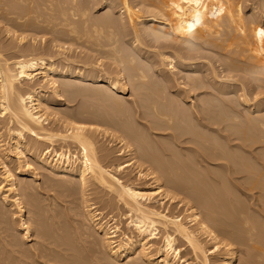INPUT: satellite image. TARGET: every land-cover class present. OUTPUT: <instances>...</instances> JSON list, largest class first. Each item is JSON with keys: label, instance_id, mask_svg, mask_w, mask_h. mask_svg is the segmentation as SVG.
<instances>
[{"label": "bare ground", "instance_id": "bare-ground-1", "mask_svg": "<svg viewBox=\"0 0 264 264\" xmlns=\"http://www.w3.org/2000/svg\"><path fill=\"white\" fill-rule=\"evenodd\" d=\"M130 1L0 0V20L7 23L0 30L4 31L6 38L16 39V43L13 40L14 45H4L0 35V118L4 119L1 123L6 124V131L14 141L9 146L3 140L4 135L1 138L0 134V158L4 161L3 182L0 183V218L5 214V206L15 208L18 221L13 225L18 222L19 229L16 231L21 233L17 238L23 244L16 242L12 247L25 248L27 252L24 255L28 253L31 256L32 263L29 258L30 263L24 261V264H129L124 259L132 255H136L132 264H193L186 259L188 255L184 256L187 250L196 264H236L239 255L235 245H246L262 252L264 221L258 219L264 218V206L262 212L257 210L255 217V213L249 214V207L238 199L241 198L240 193L246 198H264V151L263 154H259L262 151L257 152L260 145L264 149V81L261 80L264 75L259 78L262 83L255 84L258 81L256 78L261 77L257 75L264 72V34L261 36L256 30L259 26L253 23L262 15L259 18V14L251 13L254 19L251 25L255 24V28L249 24V19L246 22L242 4L230 6L236 0H163L161 3L157 0L162 11L161 7H154L158 11L147 9L145 12H142L144 7L149 5L144 3L153 0L141 1L145 5H140L143 10L139 4L135 6L136 2L132 4L133 0ZM151 4L155 5V2ZM261 6L263 8V3H260ZM99 8L108 9L109 14L100 20H92L91 12L99 11ZM255 8L254 4L252 9L255 11ZM160 15L166 18L161 23L169 29L182 31L184 26L185 30L190 28V34L180 47L174 46L165 33L157 39L154 35L150 36L155 44L168 41L157 47L156 55L164 68L157 71L161 83L154 85L148 80L150 75L145 66L135 62L132 52H143L141 33L149 30V23L159 22L157 18ZM78 21L83 28L79 27ZM138 21L141 22V29ZM92 24L93 31L89 30ZM248 24L251 33L246 28ZM42 25L46 28H41ZM117 25L121 31L115 28ZM37 27V33L44 29L43 32L51 31L57 37L50 40V44L44 42L43 48L38 45L37 39L28 46V38L23 36L25 32L21 34L20 31L21 35H18L15 30L22 28L33 32ZM59 27H63L61 32ZM62 32L68 38L73 35L75 42L89 46L101 57L113 60L112 66L116 63L120 68L132 71V80L139 82L136 88L149 92L142 102L133 103L140 119L146 122L145 130L149 136L141 135L125 123V137L121 136L125 138V157L132 158L124 163L125 166L117 164L110 171L109 166L104 164L110 155L102 154L105 149L98 151L99 130L84 123L89 119L62 115L56 111V116L62 117L55 119V126L46 117L49 111L55 112V105L66 103L67 96L74 99L84 93L116 107L120 105L121 95L127 94V80L122 69L116 71V77H112L114 68L108 64L98 65L100 60L96 63L85 56L86 59L76 63L72 54L67 56V48L58 46ZM184 34L187 35L186 31ZM120 36L125 42L119 39ZM122 42L128 43L133 51L124 48ZM170 50L173 52L169 53ZM203 50L211 54H204ZM11 51L20 54L13 63L10 59L16 54L9 59L4 57V53ZM245 53L248 60L244 58ZM147 59L152 60L149 56ZM76 64L79 66L76 67ZM152 67L159 68L154 60ZM174 70H178V74ZM258 71L261 72L257 74ZM254 72L256 77L252 76ZM24 83L30 85L29 91H22ZM45 87H49L50 92ZM202 97L210 99L203 100ZM49 125L55 127L50 129ZM156 132L166 134L157 135ZM165 135L169 142L164 139ZM28 137L32 141H28ZM159 138L163 141L156 142ZM128 139L137 142L138 146L134 148L133 143L127 142ZM60 142L65 144L63 148L72 145L80 148L81 156L71 158L72 155L67 152H58L55 147ZM44 143L48 145L46 150L42 146ZM28 156L33 162L28 160ZM13 157L17 158L16 162L26 163V167L22 165L26 169L13 166L10 163ZM33 163H38L50 174L76 179L70 183L81 186L86 200L83 201L87 209L85 220L95 224L98 237L88 234L85 229L84 232L81 229L82 233L75 230L71 235L57 234L55 229L47 227L42 229L41 235L34 232V219L29 214L41 217L46 212L39 199L33 197V187L23 184L24 188H19L22 178L37 180ZM212 163H217L220 173L208 170ZM131 167H137L134 177L131 175L133 172H127ZM142 180L146 181L148 188L137 187L136 181ZM143 183L140 185L143 186ZM189 185L194 186L199 199L205 203L209 217H204L190 201L178 200L175 192L184 194L185 198H194L186 189ZM214 185L219 188H214ZM90 186L101 187L103 193L112 195L114 198L110 201L115 200L118 205L115 210L123 211L122 218L129 219V230L122 232L119 241L114 242L120 232L118 225L112 227L109 223V227L101 224L104 222L101 221V210L98 211L96 204L92 205L90 199H86L90 196L87 195ZM206 187L208 190L205 191ZM177 201L178 207L166 205ZM28 204L31 205L29 211ZM178 208H185L186 213L178 214ZM216 214L219 219L214 217ZM56 218L55 215L48 216L47 220L52 223ZM217 223L219 229L214 225ZM181 242L187 248L180 246ZM27 244L30 245L28 249L25 247ZM156 245L160 246L156 249ZM210 245L212 249H209ZM20 247L16 249L18 253L21 252ZM213 256L215 259L211 258Z\"/></svg>", "mask_w": 264, "mask_h": 264}, {"label": "rangeland", "instance_id": "rangeland-1", "mask_svg": "<svg viewBox=\"0 0 264 264\" xmlns=\"http://www.w3.org/2000/svg\"><path fill=\"white\" fill-rule=\"evenodd\" d=\"M61 1H63V0H61ZM85 1H87V0H85ZM132 1V0H131ZM130 1V2H131ZM141 1H143V0H133L131 3L133 4V3H135L134 5L136 6V4H139V6L141 5L142 7L143 6H145V5H151V6H153V7H151V8H149V6H148V8L147 7H144L145 9L143 10V8L140 6L139 8H142L141 10H143L142 12H145V11H147V9L148 10H157V8L159 7H161L160 9H161V11H162V6L161 5H159V3H161V1H163V0H158L159 1V3L157 2V0L155 1V0H153L154 2H155V5H158V6H155L154 4L152 5L151 3H154L153 1H151V0H144V2H150L151 1V3H144L143 5L141 4V3H143V2H141ZM234 1V0H233ZM237 1V0H236ZM236 1H234V3H231V5L230 6H232V7H236V5H238L239 3L240 4H242V7L244 8V17L246 18V22L248 23V19L251 21H249L250 23V25H251V23H252V20H254L251 16H252V14L255 12V14H259L258 15V17L260 18V16H261V18L260 19H258V21L256 20H254V22L253 23H255L257 26H259L258 28L259 29H257L256 27H255V24L254 25H251L252 27H255L256 28V30L259 32V34L261 35V36H263V34H264V30H262V29H264V18H262V17H264V13H262V12H264L263 10V8H264V0H238L237 2ZM239 1H241V2H239ZM244 1V2H243ZM259 1V2H258ZM262 1V2H261ZM89 2V1H88ZM139 2V3H138ZM141 2V3H140ZM230 2H232L231 0H230ZM245 3L244 5H243V3ZM250 2V3H249ZM158 3V4H157ZM238 3V4H237ZM252 3V4H251ZM257 3H259V4H257ZM260 3H261V5H262V3H263V8H262V6L260 7ZM256 5V7L257 8H255V11L252 9V6L253 5ZM133 5V6H134ZM233 5H235V6H233ZM154 7H157V8H154ZM231 7V8H232ZM139 8H138V10H139ZM158 8V9H159ZM246 8V9H245ZM260 10H259V9ZM100 9V8H99ZM98 10V9H97ZM95 11L94 10V13L93 12H91V19L92 20H100V19H102V18H104L107 14H109L108 12H109V10L108 9H100L99 11ZM257 10V11H256ZM11 11H13L12 9H11ZM135 12L137 11V10H134ZM158 11V10H157ZM157 11H155L156 13H157ZM252 11V12H251ZM137 13V12H136ZM164 13V12H163ZM252 13V14H251ZM251 14V15H250ZM227 14H226V12H225V16H226ZM224 16V17H225ZM56 18V17H55ZM226 18H228V16H226ZM252 18V19H251ZM157 20L159 21V22H154L153 24L152 23H149L148 24V29L149 30H147L146 32L145 31H142V33H141V37H142V44L141 45H143V47H141L142 49H143V52L141 53V54H138V53H136V52H134L133 50H132V48H131V46L129 47V44L128 43H123V42H125L124 40H122L121 39V36L119 37V39H121V41H123L122 42V44H124V48H126V49H131L130 51H133L132 52V54L135 56V62L137 63V64H139V65H142V66H145V68H146V70L148 71V73H149V81H150V83L152 82L154 85H156V84H160L161 83V80H160V78H159V74H158V72L157 71H159L160 69H163L164 67H161L160 65V62H159V58H158V56L156 55V53L158 52V48L157 47H159L162 43H165V42H167L168 43V41H167V39L165 40V42H162V41H159L160 42V44H155V42L154 43H152L153 42V40L150 38V36H153L154 35V38H155V36H156V39H157V37L158 36H161L163 33H165V34H167L169 37V39L168 40H170V42L174 45V46H177V47H180V46H182V45H184L185 43H186V39H189V34H190V28H187L186 30L184 29V26L183 25H181V26H183V30L182 31H173V29L171 28V29H169V27H167L166 25H164V24H162V23H164L165 21H166V18H164L162 15H160L158 18H157ZM223 20V19H222ZM77 21V20H76ZM163 21V22H162ZM223 21H225L226 22V20H223ZM262 23H260V22ZM263 21V22H262ZM59 22H60V20H59ZM140 21H138V23H139ZM162 22V23H161ZM245 22V23H246ZM2 23V24H1ZM11 24H12V22H10ZM77 23V22H76ZM246 23V24H247ZM258 23V24H257ZM0 28L3 26V27H5L6 25H7V23H6V21H4L3 22V20H0ZM77 24H79V27H82L83 28V25L81 24V22L80 21H78V23ZM248 24V27H246L248 30L251 28V27H249L250 25ZM13 25H16V24H13ZM90 25V24H89ZM88 25V26H89ZM139 25H140V29L142 28L141 27V22L139 23ZM45 26V25H44ZM87 26V27H88ZM92 26V27H91ZM91 26H89L88 28H89V30H92L93 29V24L91 25ZM2 27V28H3ZM15 27V26H14ZM115 27V26H114ZM118 27V29H119V31H121L120 30V26L119 25H117L115 28H117ZM120 27V28H119ZM261 27H263L262 29H260ZM41 28H46V26L45 27H43V25H42V27ZM63 28V27H62ZM61 27H59L58 29L60 30V29H62ZM137 28H139V26L137 27ZM19 29V28H18ZM17 28H15V30L16 31H18L17 33H18V35H21V34H23V31L25 32V34H23V36H27V38H28V40L26 41L28 44V46L30 45H32V43L33 42H35L34 41V39H37V43H38V45L39 46H41L42 48H43V46H45V43H47V44H50L51 42H50V40H52V39H54V37L56 36L57 37V35L56 34H52V32H51V34H50V32H48V31H46L47 33H45V32H43V30L44 29H40V30H42V32L40 31V32H38L37 33V30L39 31V28L37 27V28H34L33 29V32H32V30H30V28L28 29V30H30V31H27V29H22V28H20L21 30H18ZM35 29H37V30H35ZM123 29V28H122ZM26 30V31H25ZM45 30H47V29H45ZM108 29L106 28V31H107ZM116 30V29H115ZM261 30H262V34H261ZM2 31V29L0 30V32ZM20 31H22V33L20 32ZM34 31H36V32H34ZM93 31V30H92ZM118 31V30H117ZM118 31V32H119ZM164 31H167V32H164ZM185 31H186V33H187V35L186 34H184L185 33ZM59 32H61V30L59 31ZM108 32V31H107ZM249 32H250V30H249ZM3 33H4V31H2L1 33H0V35L2 36H0L1 37V39H3V44L4 45H11V43H13V40L15 41V43H16V39L15 38H13V37H5V35L3 36ZM16 33V34H17ZM21 33V34H20ZM42 33V34H41ZM49 33V34H48ZM65 32H62V34H61V36H59V37H61V40H60V42L61 43H58V46H63V47H65V48H67L68 50H69V52L68 53H66L67 54V56H69L70 57V55L72 54L73 55V57H74V59H72L73 61H76V63L78 62H81L82 61V59H84L85 58V56H87L88 57V59H92L93 61H95L96 63H98V65H101V64H103V65H106L107 66V64L108 65H110V67L111 68H114V71H113V74L114 75H112V77H116V71H118V70H120V69H122V67L120 68V66H118V65H116V63L112 66V64H113V60H111V59H108V58H104V57H101L100 56V54H99V52H92L91 51V48L89 47V46H86L85 44L83 45V43H81V44H79L80 42H75L76 41V39L75 38H73V35H70V39L68 38V35H67V37H65L66 36V33H65V35H63ZM120 33V32H119ZM172 33H174V34H172ZM251 33V32H250ZM249 33V35H251ZM234 33H232V35H233ZM64 36V37H63ZM233 36H239V35H236V34H234ZM252 36V35H251ZM35 37V38H34ZM37 37V38H36ZM39 37V38H38ZM264 37V36H263ZM262 37V38H263ZM30 38V39H29ZM63 38L65 39V40H63ZM75 41H74V40ZM264 39V38H263ZM127 40V39H126ZM69 41H71V42H69ZM72 41L74 42V43H72ZM103 41H105V39L103 40ZM164 41V40H163ZM42 42V43H41ZM45 42V43H44ZM169 42V43H170ZM10 43V44H9ZM15 43H13L12 45H14ZM106 43V42H105ZM42 44H43V46H42ZM121 44V45H122ZM128 44V45H127ZM4 45H2L1 47L2 48H4L5 49V46ZM156 46V48H157V50H156V48H154L153 49V47H155ZM86 46V47H85ZM123 46V45H122ZM128 48H127V47ZM151 46H153V47H151ZM90 48V50H89V48ZM28 48V47H27ZM88 48V49H87ZM244 49V48H243ZM157 51V52H156ZM169 53H172L173 51H168ZM203 53L204 54H211V52H207V51H205V50H203ZM236 52H234L233 54H235ZM13 54H16V57H15V55H13ZM40 54V53H39ZM239 54V53H238ZM241 54V53H240ZM239 54V55H240ZM14 56V58H12L13 56ZM71 55V56H72ZM244 55H246L244 58H245V60H248V58H247V56H248V54H244ZM244 55H242V57L244 56ZM11 56V57H10ZM20 57V54H18L17 55V52L16 51H11V52H9V54L8 53H4V57L6 58V59H9V58H12V59H10L11 60V63H13L16 59L15 58H17V57ZM148 56L149 57H151L152 58V60L151 61H148ZM249 56H250V54H249ZM72 57V58H73ZM86 57V58H87ZM92 57V58H91ZM85 58V59H86ZM95 58V59H94ZM97 58V59H96ZM99 58H101V59H99ZM103 58V59H102ZM243 58V59H244ZM247 58V59H246ZM4 59V58H3ZM15 59V60H14ZM98 60H100V61H97ZM156 61V63H157V67H159V68H153L152 67V61ZM77 66H79L78 64H76V67ZM115 66H118V68H116ZM124 66V65H123ZM104 66H102V68H103ZM125 67V66H124ZM123 67V68H124ZM104 69H105V67H104ZM117 69V70H116ZM166 69H169L168 67L166 68ZM123 71H124V74H125V76H126V80H127V82H126V86H127V94L126 95H121V97L119 98V102H120V105H116V107L114 106L113 107V105H109L108 103H107V105L105 104V103H102V101L99 99V100H97L98 98L96 97V98H93V97H90V96H88V95H84V93H83V95H77L74 99L72 98V99H69L70 97L69 96H67L66 98H67V100H66V103L65 102H62L60 105H55V107L53 108V110L55 111L54 113L52 112V111H49L50 113H47L46 114V117L48 118V119H50V123L52 122V123H54L55 124V126H56V121H55V119H57V118H59V117H62V115H65V114H67V115H70V116H74V117H78V118H80V119H89L88 121L89 122H87V121H85L84 123L85 124H87L89 127H92V128H95V129H97V130H99L98 131V134H97V144H96V147H98V148H102L101 150L100 149H98V151H101V152H103V150L105 149L106 151H105V153L103 152L102 154H106V153H109V155H110V157L106 160V162L104 163L105 165H107V167H108V169H110V171L111 170H113L115 167H114V165H117V164H124L126 161H129V158L130 157H125V141H123V139L125 140V138H123V137H125V123L126 124H128V125H130V126H132L134 129H135V131H139L140 133H141V135L144 133V135H146V137L147 136H149V135H147V134H149V132H146L147 131V129L145 130V125L144 124H146V122L144 121V120H142V119H140V117H139V115L136 113V111H135V108L133 107V103L135 102V101H139V102H142L145 98H147L146 96H147V94L149 93V92H146V91H144V90H140L139 88L137 89L136 87L137 86H139V82L138 81H133L132 80V71H130V70H128L127 68H124V69H122ZM174 72L175 73H177L178 74V70H174ZM261 71H258L257 72V74L258 73H260ZM255 74H252V76L254 75V77H256V72H254ZM264 72H262V73H260L259 75H257V76H261V77H257L256 78V80L258 79V81H256L255 82V84H257V82L259 83V84H261L262 83V81H264V77L262 76V75H264L263 74ZM102 75V74H101ZM158 75V76H157ZM251 76V77H252ZM129 77L131 78V79H129ZM263 77V78H262ZM262 80H260V79ZM40 79V77H37V80H39ZM261 82H260V81ZM40 81V80H39ZM151 83V84H152ZM45 86V85H44ZM23 88L24 89H22V91H24V90H30L31 89V87H30V85L29 84H25L24 83V86H23ZM45 89H46V87H45ZM95 90V89H94ZM46 91H49L50 92V88L49 87H47V89H46ZM27 92V91H26ZM198 93H200V92H198ZM203 98V100H205L207 97H202ZM207 99H210V98H207ZM110 106V107H109ZM111 106H112V108H111ZM56 109V110H55ZM56 111H58L59 113H61L62 115H57L56 116ZM80 113H83L82 115L80 114ZM77 115H79V116H77ZM4 121V119H1L0 118V128L2 127H4V129H2V131H1V129H0V134H1V138H3V140L5 139V141H6V143H8L9 144V146H11L13 143H14V141L12 140V138H10V135H8V131H6L7 129H6V124H4V125H2V123L1 122H3ZM4 123V122H3ZM51 123V124H52ZM50 124V125H51ZM53 124V125H54ZM48 126L50 129L51 128H54L55 126ZM157 133V135H164V134H166V133H162V132H156ZM162 133V134H161ZM4 135V136H3ZM3 136V137H2ZM121 136H123V137H121ZM8 137V138H7ZM14 137V136H13ZM163 137H165L164 139L167 141V142H169V139H167V137H166V135L165 136H163ZM162 137V138H163ZM151 138V137H150ZM162 138H159V139H156V142L158 141H160V142H162L163 140H161ZM29 137H28V141H29ZM152 139V138H151ZM31 141H32V139H30ZM34 140V139H33ZM123 142H122V141ZM165 141V142H166ZM10 142V143H9ZM127 142H130V144L131 143H133V141L131 140V141H129V139H128V141ZM154 142V141H153ZM120 143H123V145L122 144H120ZM135 143H137V142H135L134 141V143L132 144V145H134V148H135V146H136V144ZM45 144V143H44ZM44 144L42 145L43 146V148H44V150H46V148H48V145H46L45 144V146H44ZM169 144V143H168ZM40 146H41V144H40ZM39 146V147H40ZM42 146H41V148H42ZM65 146V144L64 143H62V142H60V143H58L57 144V147H55L56 148V150L58 151V152H64V153H66V154H68V155H72L71 156V158L72 157H77V158H79L80 156H81V151H80V148H77L76 146H74V145H72V146H70V148H63ZM138 146V145H137ZM136 146V147H137ZM260 147H262V145H260L258 148H259V151L257 150V152L259 153L260 151H262V153L260 152L259 154H263V151H264V149L262 148H260ZM40 148V149H41ZM43 148H42V150H43ZM102 154H100V156H102ZM28 158V160L30 161V162H33V159H32V157L31 156H28L27 157ZM13 160H12V162H10V163H12L13 164V166L15 165L16 167H21V168H25L26 167V163H20V161L19 162H16L17 161V158H12ZM130 159H132V158H130ZM2 163H4V161L0 158V183H2L3 182V171L4 170H2V167H3V165H2ZM16 163V164H15ZM17 164H19V166L17 165ZM21 164V165H20ZM25 165V167H23L24 165ZM212 164H215V163H212ZM211 164V166H208V170L210 171H212L213 173H220L221 172V170L219 169V167H217V163L215 164V165H212ZM23 165V166H22ZM124 166H125V164H124ZM147 167V166H146ZM33 168L35 169V175L37 176V180L36 179H34V178H29V179H24L23 180V178H22V180H21V184H20V190H22L23 188H24V186L25 185H29V186H31V187H33L34 188V191H33V197L35 196V198H38L39 200V202H40V205H41V207H43L44 208V211L46 212V214H43V216L41 215V217L40 216H36L34 213H31V214H29L31 217H33V226H32V228H33V230H34V232L36 233V234H39V235H41L40 233H41V231H42V229H45L44 227H47V229H50V230H54L55 229V231H57L56 233L57 234H62V235H71V233H73L75 230H83V232H84V229L87 231V233L88 234H92V235H94L95 237H98L99 235L98 234H96V228H95V224H92V223H90V222H88V221H86L85 220V212H86V208H84L85 207V205L83 206V201H86L85 200V198L82 196L83 195V193L81 192L82 191V188H81V186H79L78 184H74V183H70V182H74V180H76V179H74V178H71V177H69V176H64V175H59V174H50V173H48L47 171H45V170H43L41 167H40V165L38 164V163H33ZM145 168V167H144ZM26 169V168H25ZM213 169V170H212ZM137 167H131L127 172L128 173H132L131 175H133V177L135 176V175H137ZM136 171V172H135ZM124 176H125V172H124V174H123ZM2 176V177H1ZM119 176H120V174H119ZM78 180V179H77ZM138 182H139V184H138ZM141 182V183H140ZM143 182H145V183H143ZM77 183V182H76ZM142 183H143V186H141L142 185ZM23 184H25V185H23ZM136 184H137V187H140L141 189H145V188H148L147 186H145V184H146V181H136ZM141 184V185H140ZM147 185V184H146ZM98 186H90L89 187V191H87V195H89L90 194V196L89 197H87L86 199H90V203L92 204V205H95L96 204V206L98 207V211L99 210H101V211H99L101 214H102V220L101 221H104L103 223L101 222V224H105V225H109V227H110V224H111V226L112 227H117V225H118V228H120L119 230H120V232L118 233V235H117V238H115L113 241L114 242H117V241H119L120 240V236H121V234H122V232H126V231H128L129 230V219L128 218H125V219H123L122 218V212L123 211H120V210H118V209H116L115 210V207L116 206H118V205H116V201L114 200V201H110L111 200V198H114V197H112V195H110V194H105V192L103 193L102 191H104L103 190V188H101L100 187V189H99V187L97 188ZM214 188H219L218 187V185H214L213 186ZM187 190H189L190 191V193H191V195L194 197V198H185V195L184 194H180V193H176L175 192V194H176V196H178L177 198H178V200L179 201H181L182 199H184V200H186V202L187 201H190L191 203H193L194 205H196V207L198 208V210L200 211V213L204 216V217H209L210 216V213L206 210V208L204 207V205H205V203L202 201V200H200L199 198L200 197H198V192L197 191H194V186H192V185H189V187L188 188H186ZM94 190H97V191H94ZM206 190H208V187H206L205 188V191ZM96 193V194H95ZM248 193V192H247ZM98 194H100V195H98ZM251 193H249V195H250ZM264 194V193H263ZM96 195H98V196H96ZM170 195H173L172 193H170ZM259 196H260V194H258ZM241 198H238V199H240L239 201L241 202V201H243L245 204H246V207H249L250 208V211H249V208H248V212H249V214H251L252 215V213H255V214H253V215H256L255 217H257V214H258V212H262V210H261V208H262V206H264V198H262L261 196V198H246V196L245 195H243L242 193H240V195H239ZM245 196V197H244ZM82 197L84 198V200L82 199ZM104 197V198H103ZM258 197V196H257ZM59 198V199H58ZM99 198H102V201H101V199L99 200ZM105 198H107V200L105 199ZM56 201V202H54V200ZM68 199H69V201H68ZM97 199V200H96ZM105 199V200H104ZM160 199V197H158V200ZM41 200V201H40ZM66 200V201H65ZM73 200V201H72ZM93 200V201H92ZM95 200V201H94ZM258 200V201H257ZM99 201V202H98ZM105 201H107V202H105ZM67 202V203H66ZM94 202V203H93ZM96 202V203H95ZM97 202H98V204H97ZM242 202V203H243ZM100 203V204H99ZM113 204V206H112V204ZM114 203H115V205H114ZM70 204V205H69ZM74 204V205H73ZM107 204V205H106ZM177 204H178V201L177 202H173V203H171V202H169V203H167L166 205H168L169 207H178L177 206ZM244 204V205H245ZM257 206H256V205ZM68 205V206H67ZM8 206V205H7ZM5 206V214L3 215V216H1V218H0V264H24L23 262L24 261H28L29 260V258H31V256L30 255H28V253L26 254L25 253V255H24V252H27V251H24V249L25 248H21L20 246H18V247H20L19 249H20V253H18L17 252V248L16 247H12L14 244H16V242L17 243H19V241H21V240H19L18 238H17V236L21 233L20 231H16V230H18L19 228H18V222L16 223V224H14L13 225V223L14 222H16V221H18V220H16V219H18V215L16 214V212H15V208L13 207H10V206ZM31 205L30 204H28V208H27V210L29 211L30 209H31V207H30ZM52 206V207H51ZM110 206L112 207V209L110 208ZM50 207V208H49ZM72 207V208H71ZM101 207V208H100ZM114 208V209H113ZM117 208V207H116ZM252 208V209H251ZM257 210H259L258 212H257ZM261 210V211H260ZM4 211H3V213H4ZM6 211H7V214L8 215H10V216H8L7 214H6ZM9 211V212H8ZM48 211V212H47ZM50 212V213H49ZM52 212V213H51ZM68 212L70 213V215L68 214ZM96 212V211H95ZM113 212V213H112ZM181 212L182 213H186L185 212V208L183 209V208H178V210H177V213L178 214H181ZM252 212V213H251ZM121 213V215H118V214H120ZM100 214V215H101ZM57 216V218L55 219V221L54 222H49L48 220H47V217L48 216ZM116 215H118V216H116ZM13 216V217H12ZM47 216V217H46ZM70 216V217H69ZM121 218H120V217ZM114 217V218H113ZM118 217V218H117ZM215 218H217L218 217V219H219V216L216 214L215 216H214ZM117 218V219H116ZM220 218H221V216H220ZM73 219V220H72ZM114 219H115V222H114ZM258 219V218H257ZM113 220V221H112ZM124 220V221H123ZM258 220H262V221H264V218H260V219H258ZM48 221V222H47ZM262 221H260V222H262ZM55 222H57V223H55ZM49 223V224H48ZM53 223H55V226L56 227H54V224ZM75 223V224H74ZM110 223V224H109ZM118 223H120V224H118ZM53 224V225H52ZM262 224H263V222H262ZM42 225V226H41ZM76 225V226H75ZM214 225H216V227H218V226H220L218 223L217 224H214ZM74 226V227H73ZM54 227V228H53ZM75 227H76V229H75ZM220 227H218V229H219ZM41 229V230H40ZM90 229V230H89ZM82 230H81V233H82ZM36 231H38V233L36 232ZM40 231V232H39ZM85 231V232H86ZM70 233V234H69ZM120 234V235H119ZM97 235V236H96ZM222 236V235H221ZM15 238H16V240H15ZM222 238H223V236H222ZM8 242V243H7ZM22 242V241H21ZM19 243V244H22V243ZM10 244H12V245H10ZM34 244V243H33ZM23 245V244H22ZM88 245V244H87ZM30 245L29 244H27V245H25V247L27 248V247H29ZM160 245H156V249L159 247ZM180 246H183L184 248H187L186 246V244L183 242H181L180 243ZM24 247V246H23ZM212 249V245H210L209 246V249ZM235 248H237L236 250H237V252H238V255H239V258H238V260H237V262H236V264H264V247H263V250H262V252L260 251V250H254L252 247H247L246 245L245 246H238V245H235ZM17 249V250H16ZM28 249V248H27ZM138 249V247L135 249V251ZM253 249V250H252ZM9 250V251H8ZM14 250V251H13ZM16 250V251H15ZM23 250V251H22ZM26 250V249H25ZM188 251L189 250H187V252H184L183 254H184V256H187L186 257V259L187 260H189L190 261V263H193V264H196V263H194V261H193V255H189V253H190V251H189V253H188ZM259 251V252H258ZM16 252V253H15ZM137 252V251H136ZM18 254H20V255H18ZM252 254V255H251ZM3 255H4V257H3ZM22 256V257H21ZM27 256V257H26ZM29 256V257H28ZM217 256V255H216ZM252 258H251V257ZM18 257V258H17ZM25 257V258H24ZM3 258V259H2ZM185 258V257H184ZM211 258H213V259H215L214 258V256L213 257H211ZM249 258V259H248ZM5 259H7V260H5ZM25 259V260H24ZM222 259V258H221ZM3 260H5V261H3ZM136 260V255L135 256H130V258L128 257V258H126V259H124V261L126 262V263H128V262H130L131 264H132V261H135ZM247 260H249L248 262H246ZM251 260V261H250ZM10 261V262H9ZM30 261H31V263H32V258L30 259ZM123 261V262H124ZM4 262V263H3ZM246 262V263H245ZM28 263H30L29 261H28ZM129 263V264H130ZM123 264H125V263H123ZM217 264H219L218 262H217Z\"/></svg>", "mask_w": 264, "mask_h": 264}]
</instances>
